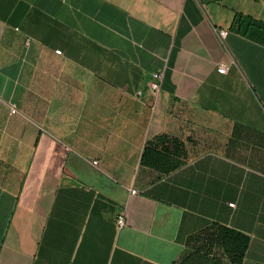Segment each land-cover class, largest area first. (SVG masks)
I'll use <instances>...</instances> for the list:
<instances>
[{
	"label": "crops",
	"instance_id": "1",
	"mask_svg": "<svg viewBox=\"0 0 264 264\" xmlns=\"http://www.w3.org/2000/svg\"><path fill=\"white\" fill-rule=\"evenodd\" d=\"M238 13L264 0H0V264H181L212 224L264 264V46ZM163 134L169 174L141 161Z\"/></svg>",
	"mask_w": 264,
	"mask_h": 264
},
{
	"label": "trees",
	"instance_id": "2",
	"mask_svg": "<svg viewBox=\"0 0 264 264\" xmlns=\"http://www.w3.org/2000/svg\"><path fill=\"white\" fill-rule=\"evenodd\" d=\"M231 28L264 46V21L242 13L236 14ZM144 165L169 174L186 163L182 141L163 134L149 139L143 149ZM250 237L220 224H212L189 239L190 253L181 264H242Z\"/></svg>",
	"mask_w": 264,
	"mask_h": 264
},
{
	"label": "built area",
	"instance_id": "3",
	"mask_svg": "<svg viewBox=\"0 0 264 264\" xmlns=\"http://www.w3.org/2000/svg\"><path fill=\"white\" fill-rule=\"evenodd\" d=\"M227 31L224 30V29H220L218 30V34L220 36L221 39H224L227 35ZM57 53L61 54V50H56ZM218 70L220 73H223V74H226L229 70V67L223 63L219 64L218 66ZM162 78H163V73L161 72H157L154 74V80L151 81L149 83V89L150 91L153 93V94H158L160 89H161V81H162ZM14 111H16V109L14 108ZM94 164H97L98 161H94L93 162ZM132 192H136V190H132ZM231 206H235L234 203H231ZM118 224L120 226H123L124 225V219H123V216H119L118 218Z\"/></svg>",
	"mask_w": 264,
	"mask_h": 264
}]
</instances>
